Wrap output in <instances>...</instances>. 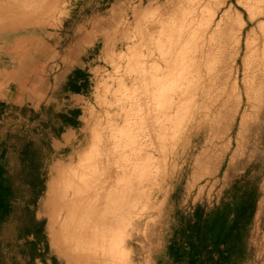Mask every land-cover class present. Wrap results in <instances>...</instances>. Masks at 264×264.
<instances>
[{"label": "rangeland", "instance_id": "obj_1", "mask_svg": "<svg viewBox=\"0 0 264 264\" xmlns=\"http://www.w3.org/2000/svg\"><path fill=\"white\" fill-rule=\"evenodd\" d=\"M261 1L0 0V264H71L44 204L51 171L95 160L114 129L136 148L153 92L161 153L126 172L115 261L174 264L167 244L194 208L248 182L230 264H264V19L246 10Z\"/></svg>", "mask_w": 264, "mask_h": 264}, {"label": "bare ground", "instance_id": "obj_2", "mask_svg": "<svg viewBox=\"0 0 264 264\" xmlns=\"http://www.w3.org/2000/svg\"><path fill=\"white\" fill-rule=\"evenodd\" d=\"M261 5L264 8V0ZM261 5L249 3L246 9L249 23L264 19V10L252 11ZM227 36L233 44L232 36L228 33ZM240 41L231 48H238ZM158 93L144 97L139 127L143 140L136 148L120 146L114 129L100 139L104 150L95 160L52 169L44 204L51 216L49 227L54 230L57 245L71 264H124L122 258L115 261L120 254L121 231L128 219L124 182L130 176L128 170L152 172L155 157L161 153L155 144L157 118L150 113V100H156ZM125 124L124 120L119 130Z\"/></svg>", "mask_w": 264, "mask_h": 264}, {"label": "trees", "instance_id": "obj_3", "mask_svg": "<svg viewBox=\"0 0 264 264\" xmlns=\"http://www.w3.org/2000/svg\"><path fill=\"white\" fill-rule=\"evenodd\" d=\"M238 181L231 184L236 189ZM238 190V188H237ZM255 191L246 182L237 193L205 212L197 206L174 233L166 251L174 264H230L243 248V236L254 210Z\"/></svg>", "mask_w": 264, "mask_h": 264}]
</instances>
